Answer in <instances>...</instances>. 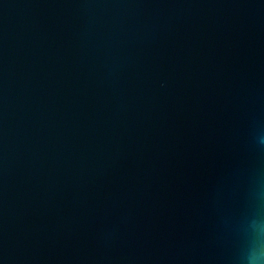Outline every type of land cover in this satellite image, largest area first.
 <instances>
[{"label":"water","instance_id":"95a60500","mask_svg":"<svg viewBox=\"0 0 264 264\" xmlns=\"http://www.w3.org/2000/svg\"><path fill=\"white\" fill-rule=\"evenodd\" d=\"M262 140L264 0H0V264H246Z\"/></svg>","mask_w":264,"mask_h":264},{"label":"clouds","instance_id":"9594fccd","mask_svg":"<svg viewBox=\"0 0 264 264\" xmlns=\"http://www.w3.org/2000/svg\"><path fill=\"white\" fill-rule=\"evenodd\" d=\"M264 142V140H262ZM257 240L255 244L249 249L245 258L246 264H260L264 260V223L258 225Z\"/></svg>","mask_w":264,"mask_h":264}]
</instances>
